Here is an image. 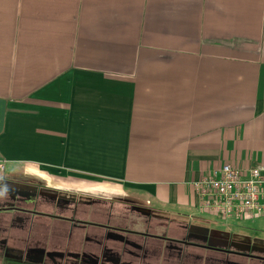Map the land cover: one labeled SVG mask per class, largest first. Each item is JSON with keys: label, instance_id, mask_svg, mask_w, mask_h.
<instances>
[{"label": "crops", "instance_id": "1", "mask_svg": "<svg viewBox=\"0 0 264 264\" xmlns=\"http://www.w3.org/2000/svg\"><path fill=\"white\" fill-rule=\"evenodd\" d=\"M227 164L264 166V0H0V264H264L198 208Z\"/></svg>", "mask_w": 264, "mask_h": 264}, {"label": "built area", "instance_id": "2", "mask_svg": "<svg viewBox=\"0 0 264 264\" xmlns=\"http://www.w3.org/2000/svg\"><path fill=\"white\" fill-rule=\"evenodd\" d=\"M192 187L201 213L222 221L264 218V166L241 171L223 165L194 181Z\"/></svg>", "mask_w": 264, "mask_h": 264}, {"label": "rangeland", "instance_id": "3", "mask_svg": "<svg viewBox=\"0 0 264 264\" xmlns=\"http://www.w3.org/2000/svg\"><path fill=\"white\" fill-rule=\"evenodd\" d=\"M227 227H231V226H227ZM243 231H244L243 228H240V229H239V233H240V234H241ZM232 232H236V230H234V231H232Z\"/></svg>", "mask_w": 264, "mask_h": 264}]
</instances>
